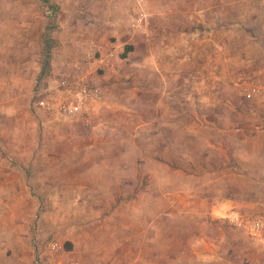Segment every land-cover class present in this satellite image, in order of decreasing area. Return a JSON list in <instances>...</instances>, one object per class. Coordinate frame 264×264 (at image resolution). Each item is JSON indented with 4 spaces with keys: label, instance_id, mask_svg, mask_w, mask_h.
I'll return each mask as SVG.
<instances>
[{
    "label": "rangeland",
    "instance_id": "1",
    "mask_svg": "<svg viewBox=\"0 0 264 264\" xmlns=\"http://www.w3.org/2000/svg\"><path fill=\"white\" fill-rule=\"evenodd\" d=\"M66 1L81 6L57 3L51 20L38 15L43 0H0V264H37L20 252L48 254L54 240L64 260L68 244L92 252L102 242H134L107 263L130 264L155 235L144 236L147 223L188 212L189 199L227 193L216 180L224 154L213 151L235 160L237 123L247 133L264 128V96L244 83L254 71L233 63L244 43L232 37L243 29L231 19L235 5L227 23L221 10L206 18L198 3L197 19L163 25L157 0H117L104 22L96 0ZM193 44L209 57L194 56ZM100 45L114 52L107 65L97 60ZM42 98L53 107L39 106ZM76 98L83 112L58 110ZM198 220L222 254L228 231L252 239L220 212Z\"/></svg>",
    "mask_w": 264,
    "mask_h": 264
},
{
    "label": "crops",
    "instance_id": "2",
    "mask_svg": "<svg viewBox=\"0 0 264 264\" xmlns=\"http://www.w3.org/2000/svg\"><path fill=\"white\" fill-rule=\"evenodd\" d=\"M116 1L96 0V9L99 10L98 18L100 22L110 19L111 12L109 10L114 9ZM57 3H61V9H79L81 6L80 2L77 4L73 2V4L69 5L66 0H43L42 3H39L40 6L38 5L40 7H38V10H42V12H38V15L40 16L41 14L42 16L43 14L44 17L47 16L52 20L55 16V9L60 7ZM88 3L89 5H85L91 6L89 1ZM198 3H206L205 9L208 13L206 18L209 19L212 18L211 14H213V11L221 10L222 22L226 18L225 23H227V17L230 15L231 5H235L236 9L232 14L236 15V17L231 19H237L238 24L243 26V29L240 34L232 37H238L234 38V40L240 38L244 43L239 44V55H232L235 58L233 63L237 67H242L241 69L246 70V72L264 70V0H239L238 2H231L230 0H205L204 2L201 0H189V13H187L186 9L183 10V7L186 8L183 0H157V4H159L158 18L163 25H181L182 18L197 19L196 14L200 15L201 12L197 11L199 8ZM43 4L44 7L42 6ZM224 11L227 12L224 13ZM237 11L238 15L235 14ZM223 15H226V17ZM188 22L191 23V20ZM195 40L197 41V39ZM193 46L192 52L195 53L194 56H197L200 52L205 59L209 57L208 48L207 50L202 48L204 50L199 49L198 51V44H193ZM223 48L227 49L228 47L223 46ZM237 129L235 131L237 133L234 142L235 147L233 146V149L230 150L235 160L230 162V157H227L228 155H226L225 151H213L224 154L221 156L220 161L222 165L220 176L215 177L219 184L227 185V193L225 195L223 193L215 194L213 197L205 195V197L201 198L200 196V200L195 199V201L189 199L192 201L190 202V207H193L188 212L178 210L177 213L176 210H173L169 214L173 219L172 221H165L164 218L160 221H155L156 224L153 222L147 223L146 230L143 228L142 231L144 236L145 234L148 235L150 229L155 235L151 240L142 242V257L140 258V254H137V259L128 258L125 260H131L130 264H264V243L251 241L252 239L250 240L238 229H234L241 234L242 242L235 240V234L233 235V232L228 231V234L223 237L226 250L222 254L220 243L218 245L215 243L213 235H211L212 231H208V226H202L204 221L200 223L201 225L198 223L200 221H197L198 218H207V215H215L216 212L225 214L231 208L239 209L249 215L253 213L264 215V128L256 125L247 133L237 123ZM224 135L226 134H217V136H222V138L227 137ZM225 143V140L222 139L217 144L213 143V146ZM208 145H210V141ZM223 168H228L230 172L228 171V174H224ZM231 187L233 188L232 194H230ZM235 194L236 196H234ZM177 196L180 197L178 193H174L175 201ZM160 214L161 212L157 215L160 216ZM188 217L192 218V222L195 221L196 224H187L186 221L191 222ZM170 223L171 225H169ZM26 226L28 224H19L20 233L28 231L25 230ZM133 229L132 227L131 230ZM243 230L246 231L245 229ZM130 233L129 239L133 237L132 232ZM120 242V240H112L111 242H106V244L104 242L98 243V247L95 250L96 253L95 251L91 252L90 246L86 249L84 244L71 250H65V257L78 258L81 264H107L110 259L115 262L122 254L121 250H127L130 248L129 246L133 247L134 243L129 242L127 244V241L125 244L120 245ZM109 250H115V253H109ZM237 253L239 254L238 256ZM62 257V252L52 256L53 261L56 260L58 262ZM19 258L23 259L21 260L23 262L27 261V263H32V260L38 262L37 256L34 257L31 252L23 255L21 251ZM43 258L47 260L48 256L43 255ZM244 261L245 263H243Z\"/></svg>",
    "mask_w": 264,
    "mask_h": 264
},
{
    "label": "built area",
    "instance_id": "3",
    "mask_svg": "<svg viewBox=\"0 0 264 264\" xmlns=\"http://www.w3.org/2000/svg\"><path fill=\"white\" fill-rule=\"evenodd\" d=\"M100 51V55L97 58L98 62L102 65H107L110 59L113 57L114 52L109 48H106L102 45L98 46ZM106 50V51H105ZM247 80V81H246ZM245 85H250L247 87L249 93H258L264 96V70H256L254 71V76L250 79V77H246ZM84 101L82 98H76L72 101L61 102L57 105L58 110L64 114L73 116L78 113L83 112V105ZM38 105L41 107H49L52 108L51 103L42 98L38 100ZM224 218L231 222L234 226L239 228H245L247 230L248 235L254 240L261 244L264 243V215L256 214V215H249L242 212L239 209L233 208L228 210L224 214ZM61 243L58 241H50L48 245V254L44 251L40 254L39 249L36 251V256L38 258V264H81V261L75 257H65V260L60 258L59 262L54 260L52 256L57 254L61 251ZM43 255L48 256V259L45 260Z\"/></svg>",
    "mask_w": 264,
    "mask_h": 264
},
{
    "label": "trees",
    "instance_id": "4",
    "mask_svg": "<svg viewBox=\"0 0 264 264\" xmlns=\"http://www.w3.org/2000/svg\"><path fill=\"white\" fill-rule=\"evenodd\" d=\"M130 50H132V46L127 47V52L124 54V56H126L129 53ZM67 249H69V250L72 249V245L68 244L67 245Z\"/></svg>",
    "mask_w": 264,
    "mask_h": 264
}]
</instances>
